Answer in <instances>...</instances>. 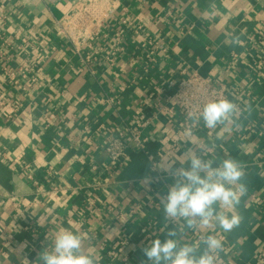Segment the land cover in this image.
<instances>
[{"label":"crops","instance_id":"0c3cea01","mask_svg":"<svg viewBox=\"0 0 264 264\" xmlns=\"http://www.w3.org/2000/svg\"><path fill=\"white\" fill-rule=\"evenodd\" d=\"M81 14L90 23L73 42L58 21ZM0 16V32L27 39L11 37L0 59V264H33L60 229L80 234L98 264H147L142 249L169 229L182 244L224 237L228 264H264V72L254 66L264 60V0H0ZM23 58L37 77L26 90L7 74ZM183 70L224 83L235 121H201L181 137L183 117L164 108ZM146 119L157 169L133 147L113 166L112 129ZM191 146L244 168L243 219L229 233L164 218L172 177L159 162L180 167Z\"/></svg>","mask_w":264,"mask_h":264},{"label":"clouds","instance_id":"9594fccd","mask_svg":"<svg viewBox=\"0 0 264 264\" xmlns=\"http://www.w3.org/2000/svg\"><path fill=\"white\" fill-rule=\"evenodd\" d=\"M238 106L227 98L210 100L202 110L190 113L194 123L201 120L208 129L234 122ZM158 169L172 177L166 194L160 195L164 218L172 224L183 222L190 230L219 228L229 233L239 227L242 216L236 211L247 193L243 182L242 164L226 158L218 164L203 158V151L187 147L180 167L175 163L159 162ZM187 163V167L184 166ZM148 178L143 183H148ZM176 229H169L165 239L155 238L142 249L147 264H217L224 241L217 235H205L199 245L182 244ZM33 264H98L95 256L84 247L83 237L70 229L56 232L50 246L38 253Z\"/></svg>","mask_w":264,"mask_h":264},{"label":"built area","instance_id":"2783aa9c","mask_svg":"<svg viewBox=\"0 0 264 264\" xmlns=\"http://www.w3.org/2000/svg\"><path fill=\"white\" fill-rule=\"evenodd\" d=\"M2 18L4 17L0 16V19ZM89 21V15L81 14L80 16L76 15L58 21V26L62 30H65L66 35L75 42L78 36L81 34L83 35L84 25L90 23ZM2 26L4 25L2 24ZM11 37H13L15 41H21L23 43L27 41L18 30L10 37L7 36L5 32H0V59L9 56L10 49L14 44ZM254 66L264 72V60H257ZM182 73H185L184 77L177 82H171L175 89L173 94L168 97V105L164 110L168 113H173L175 110L178 111L180 116L184 119L185 127L180 136L188 138L192 135V129L199 124L191 121L189 119V114H198L203 106L210 100L227 98V87L224 83L214 82L210 77L204 76L198 71L186 74V70H183ZM7 74L15 83L20 79L25 80V90L32 87L37 81L36 74L33 72L26 58L21 60L15 71H9ZM150 122V119H146L137 122L135 125L124 124L121 128L112 129V134L108 137L104 149L113 166L124 165L128 151L133 147L147 156L153 170L157 169V163L147 149L151 138L145 130ZM175 145H178V141L175 142ZM202 237L201 235L199 236L200 239ZM221 239L224 240V237H221ZM256 260L259 263L264 262V244L259 249ZM217 264H228L222 252L219 253Z\"/></svg>","mask_w":264,"mask_h":264}]
</instances>
